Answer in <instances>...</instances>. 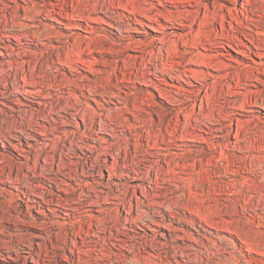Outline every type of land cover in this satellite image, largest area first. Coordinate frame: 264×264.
I'll return each instance as SVG.
<instances>
[{
    "label": "rangeland",
    "instance_id": "1",
    "mask_svg": "<svg viewBox=\"0 0 264 264\" xmlns=\"http://www.w3.org/2000/svg\"><path fill=\"white\" fill-rule=\"evenodd\" d=\"M175 1L0 0V264H264V86L217 98L156 48L189 29L124 28Z\"/></svg>",
    "mask_w": 264,
    "mask_h": 264
},
{
    "label": "bare ground",
    "instance_id": "2",
    "mask_svg": "<svg viewBox=\"0 0 264 264\" xmlns=\"http://www.w3.org/2000/svg\"><path fill=\"white\" fill-rule=\"evenodd\" d=\"M203 1L204 0H177L175 2L180 4L177 3L173 5L174 9H169L164 6L163 10H154L156 8L155 6H153L155 8L152 7L153 9L151 6H147V8L143 9V7L138 3V5L132 4L130 7H128L129 5L122 4L120 6H124L123 9H127L132 14V16L128 17L129 21L125 23L124 28H126L127 31L131 30V28L134 29L135 26L131 27V23L133 22L144 25L147 24L149 27L157 30L155 28L156 25H153L152 23L155 22L158 28H165L163 23L160 22L161 18H164L167 22L175 26H180L178 27L179 29H189L187 34L177 33V35H175L173 32V38H169V36H167L168 34H172V31L171 33L165 31L163 33L164 37L159 39L160 45H157L156 48L158 51L164 49L166 53L169 54L172 52L181 54L179 59H185L186 64H188L190 60L189 57L186 58L187 55H191L194 52L199 51L198 49H203V53L197 52L198 56L196 63L200 66H206L207 69H198L200 76L197 78L202 80L200 84L203 87L207 86L211 88V90H206H210L211 92L217 94V98H223L226 101V96L233 94V88L235 89V87L240 86L248 88L249 86H256V81L260 82V84L264 86V80L258 77V74L264 75V61L256 62L252 57L255 55L261 59L263 58L264 60V0H224V2L221 0H212L211 5H207ZM229 3L231 5H229ZM245 5H247V7H245ZM120 6L119 8H122ZM78 9L76 10L78 13L82 12L80 8ZM94 10L96 11V8ZM153 10L154 13L151 14L152 16H149L148 13L153 12ZM117 14L124 15L118 12ZM90 16V13H87L86 15H82L81 13L79 14V18L82 20L93 18ZM106 16L112 17L108 14H106ZM69 17H71V15L67 14V18ZM99 17L100 16H98L97 20L102 24L110 26L116 30L120 28L112 22ZM139 17H146V19L150 20L151 23H145ZM94 19L96 18L94 17ZM136 30L139 29L136 27ZM231 32H236L246 39L245 43L248 45L243 43L240 39H235L237 46L244 45L247 48L245 52L240 53L242 56L244 55L246 57L244 61L235 59L228 52H224V50L228 51V48L234 49V46L231 45L230 41L232 35ZM146 46L147 45L144 42L135 39L133 40L130 37H128V42L123 45L124 48H132L133 50L139 51V53L143 47ZM213 51L217 53H213ZM137 56L138 55L128 54V52L126 55L128 60L129 58H135ZM224 59H227L228 62H223L222 60ZM249 59L250 63H245V60ZM210 61H214L215 64H212ZM176 62L183 65L181 60H176ZM185 71H189L193 75L194 70L192 68H187ZM180 77L181 76L177 79H180ZM148 86L156 89L161 97L165 98L172 95L169 92V86H172V84H170L165 77L162 81L153 82ZM177 86L185 90L181 84ZM224 87H226L225 90ZM250 90H248L249 93H255V91ZM262 91H264V88ZM147 94L149 97H153L152 92L148 91ZM263 98V96L258 97V99H256V104L263 105L264 102L260 101L263 100ZM209 103L210 102H207V105H209ZM232 121L233 119L230 117L229 126ZM199 135L204 142L211 141L209 140V137L205 138L202 134ZM210 143L215 146L212 141Z\"/></svg>",
    "mask_w": 264,
    "mask_h": 264
}]
</instances>
